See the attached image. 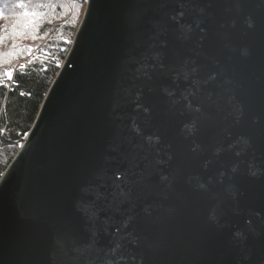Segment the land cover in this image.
Listing matches in <instances>:
<instances>
[{"label": "water", "instance_id": "95a60500", "mask_svg": "<svg viewBox=\"0 0 264 264\" xmlns=\"http://www.w3.org/2000/svg\"><path fill=\"white\" fill-rule=\"evenodd\" d=\"M0 264H264V0H88Z\"/></svg>", "mask_w": 264, "mask_h": 264}, {"label": "trees", "instance_id": "16d2710c", "mask_svg": "<svg viewBox=\"0 0 264 264\" xmlns=\"http://www.w3.org/2000/svg\"><path fill=\"white\" fill-rule=\"evenodd\" d=\"M67 1L74 7L79 0ZM20 4L25 7L21 9ZM26 11L37 15L24 16ZM82 13V8L74 9L70 15L65 0H0V18L18 15L27 19L24 24L13 25L3 42V47L14 53L10 63L0 61V177L29 133L70 49L71 43L65 41L72 42ZM36 28H39L38 33ZM34 35L40 38L33 40ZM29 48L39 49L35 58L21 68L18 65L29 56Z\"/></svg>", "mask_w": 264, "mask_h": 264}, {"label": "rangeland", "instance_id": "374dc122", "mask_svg": "<svg viewBox=\"0 0 264 264\" xmlns=\"http://www.w3.org/2000/svg\"><path fill=\"white\" fill-rule=\"evenodd\" d=\"M67 6L70 9V15H72L74 13V9H76L77 11H79V9L82 8V10L84 11L85 5L86 3L83 2V0H79L78 2H76L74 4V7H72L67 0H65ZM83 15V13H82ZM82 16L80 17V22H81ZM27 21V19L24 16H4L0 18V61L1 63H10L11 60V56L14 53L13 50L11 49H7L3 47V42L5 41L6 37H7V31L13 26V25H19V24H24ZM79 22V24H80ZM78 24V26H79ZM77 26V28H78ZM77 31V29H76ZM76 33V32H75ZM75 33L73 35V39L75 36ZM67 40V39H66ZM68 41V40H67ZM73 42V40H72ZM71 42V44H72ZM71 46V45H70ZM65 47V46H64ZM39 48H36L32 51L31 55H29L24 61H22V63L20 62L18 66L21 67V65H24L25 62H28L29 60H32L35 58L36 56V52L38 51ZM68 52V51H67ZM17 66V67H18Z\"/></svg>", "mask_w": 264, "mask_h": 264}, {"label": "snow or ice", "instance_id": "6c2138e0", "mask_svg": "<svg viewBox=\"0 0 264 264\" xmlns=\"http://www.w3.org/2000/svg\"><path fill=\"white\" fill-rule=\"evenodd\" d=\"M83 2L84 3H88V0H83ZM19 7L21 8V9H23L24 7H25V5L24 4H20L19 5ZM41 7H43V5H41ZM23 15L24 16H32V17H35L36 15H37V13H35V12H24L23 13ZM40 15H43V14H40ZM32 23H33V27H35V20L33 19V21H32ZM48 23H51V21H48ZM36 31H37V33L39 32V28H36ZM38 38H40L39 36H37V35H34V36H32V39L33 40H36V39H38ZM65 43H71V41H65ZM32 49L31 48H29L28 49V53H29V55H31V53H32ZM24 67V65H21V68H23ZM9 78H11V73H9Z\"/></svg>", "mask_w": 264, "mask_h": 264}, {"label": "built area", "instance_id": "2783aa9c", "mask_svg": "<svg viewBox=\"0 0 264 264\" xmlns=\"http://www.w3.org/2000/svg\"><path fill=\"white\" fill-rule=\"evenodd\" d=\"M13 84V81H11V85Z\"/></svg>", "mask_w": 264, "mask_h": 264}]
</instances>
